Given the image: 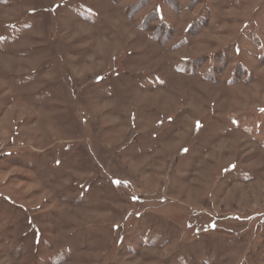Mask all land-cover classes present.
Masks as SVG:
<instances>
[{
	"label": "rangeland",
	"instance_id": "rangeland-1",
	"mask_svg": "<svg viewBox=\"0 0 264 264\" xmlns=\"http://www.w3.org/2000/svg\"><path fill=\"white\" fill-rule=\"evenodd\" d=\"M0 264H264V0H0Z\"/></svg>",
	"mask_w": 264,
	"mask_h": 264
}]
</instances>
